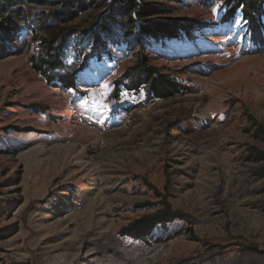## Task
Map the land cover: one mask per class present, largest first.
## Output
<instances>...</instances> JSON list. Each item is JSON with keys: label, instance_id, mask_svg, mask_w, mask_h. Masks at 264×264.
Segmentation results:
<instances>
[{"label": "rangeland", "instance_id": "obj_1", "mask_svg": "<svg viewBox=\"0 0 264 264\" xmlns=\"http://www.w3.org/2000/svg\"><path fill=\"white\" fill-rule=\"evenodd\" d=\"M145 2L192 31L142 47L113 31L95 55L84 41L76 89L32 69L46 33L3 43L0 264H264V32L224 19L226 0ZM98 5L68 26L90 27ZM142 55L192 92L117 91ZM162 203L186 218L120 234Z\"/></svg>", "mask_w": 264, "mask_h": 264}, {"label": "trees", "instance_id": "obj_2", "mask_svg": "<svg viewBox=\"0 0 264 264\" xmlns=\"http://www.w3.org/2000/svg\"><path fill=\"white\" fill-rule=\"evenodd\" d=\"M97 3L107 10L94 24L87 28L68 26ZM113 4L108 0H0V50L8 38L21 31L46 33L47 37L40 40L39 52L30 57L31 67L48 83L57 82L71 90L77 88L79 73L88 62L81 47L84 41L90 42V46L94 44L95 55L104 38L112 36L113 31L123 32V38L136 39L139 46L143 38L173 40L192 31V27L185 25V20L158 17L167 13L158 2L129 0L124 4ZM239 12L254 34L264 32V0H226L224 19L232 20ZM69 50L77 55L74 63L67 60ZM121 88L130 92L144 88L154 100H167L192 92L189 85L151 65L145 55L116 81V90ZM259 134L264 138L263 128ZM183 218H186L184 213L174 211L164 203L155 213L123 228L120 234L146 240L152 238L154 230H167L177 219Z\"/></svg>", "mask_w": 264, "mask_h": 264}, {"label": "snow or ice", "instance_id": "obj_3", "mask_svg": "<svg viewBox=\"0 0 264 264\" xmlns=\"http://www.w3.org/2000/svg\"><path fill=\"white\" fill-rule=\"evenodd\" d=\"M213 11L215 12V11H216V9H213ZM105 87H107V85H106ZM104 107H107V105H104Z\"/></svg>", "mask_w": 264, "mask_h": 264}]
</instances>
